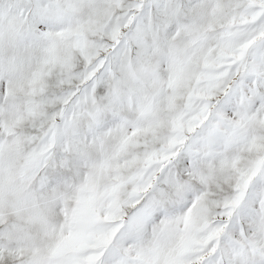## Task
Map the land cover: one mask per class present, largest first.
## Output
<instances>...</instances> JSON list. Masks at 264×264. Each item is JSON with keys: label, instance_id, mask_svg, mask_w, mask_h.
Segmentation results:
<instances>
[{"label": "snow or ice", "instance_id": "obj_1", "mask_svg": "<svg viewBox=\"0 0 264 264\" xmlns=\"http://www.w3.org/2000/svg\"><path fill=\"white\" fill-rule=\"evenodd\" d=\"M0 264H264V0H0Z\"/></svg>", "mask_w": 264, "mask_h": 264}]
</instances>
